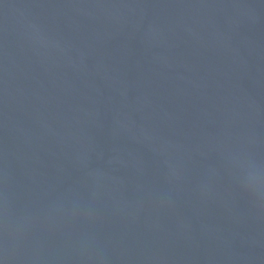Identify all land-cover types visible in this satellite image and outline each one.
I'll list each match as a JSON object with an SVG mask.
<instances>
[{"label": "water", "instance_id": "95a60500", "mask_svg": "<svg viewBox=\"0 0 264 264\" xmlns=\"http://www.w3.org/2000/svg\"><path fill=\"white\" fill-rule=\"evenodd\" d=\"M0 264H264V0H0Z\"/></svg>", "mask_w": 264, "mask_h": 264}]
</instances>
